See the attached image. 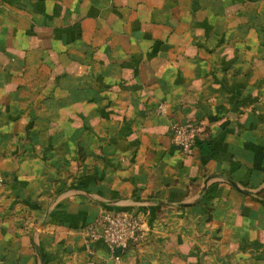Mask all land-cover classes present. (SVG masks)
<instances>
[{"label":"crops","instance_id":"obj_1","mask_svg":"<svg viewBox=\"0 0 264 264\" xmlns=\"http://www.w3.org/2000/svg\"><path fill=\"white\" fill-rule=\"evenodd\" d=\"M0 176V264H264V0H0Z\"/></svg>","mask_w":264,"mask_h":264},{"label":"built area","instance_id":"obj_2","mask_svg":"<svg viewBox=\"0 0 264 264\" xmlns=\"http://www.w3.org/2000/svg\"><path fill=\"white\" fill-rule=\"evenodd\" d=\"M159 110H164L162 105ZM172 143L183 153L191 154L198 134L194 122H174L172 124ZM4 179L0 176V186ZM98 231L93 227L85 229V235L91 239L100 237L110 252L123 251L133 243L144 239L141 219L133 210L103 211L95 221ZM115 258H118L116 256Z\"/></svg>","mask_w":264,"mask_h":264}]
</instances>
